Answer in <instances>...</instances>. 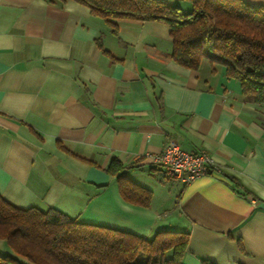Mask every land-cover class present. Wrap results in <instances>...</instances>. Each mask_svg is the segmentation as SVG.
<instances>
[{"label":"crops","instance_id":"crops-1","mask_svg":"<svg viewBox=\"0 0 264 264\" xmlns=\"http://www.w3.org/2000/svg\"><path fill=\"white\" fill-rule=\"evenodd\" d=\"M116 23L73 0H0L1 196L146 238L187 231L183 264H264V103L205 58L170 59L164 23ZM169 140L217 171L167 189L151 159ZM113 158L148 207L121 197Z\"/></svg>","mask_w":264,"mask_h":264},{"label":"trees","instance_id":"trees-1","mask_svg":"<svg viewBox=\"0 0 264 264\" xmlns=\"http://www.w3.org/2000/svg\"><path fill=\"white\" fill-rule=\"evenodd\" d=\"M73 1L113 30L120 18L164 23L172 38L170 59L196 69L205 58L212 71L220 66L227 79L237 81L243 95L264 103V6L246 0H187L190 9L183 12L167 0ZM123 169L117 158L107 167L117 177L121 197L148 207L152 191ZM227 178L237 191L249 194L234 177ZM188 236L187 231L159 230L146 238L73 220L56 208H21L0 194V239L13 251L0 253V264H183Z\"/></svg>","mask_w":264,"mask_h":264},{"label":"built area","instance_id":"built-area-1","mask_svg":"<svg viewBox=\"0 0 264 264\" xmlns=\"http://www.w3.org/2000/svg\"><path fill=\"white\" fill-rule=\"evenodd\" d=\"M151 160L158 165L162 180H175L183 185L218 169L208 153L186 151L174 140H169Z\"/></svg>","mask_w":264,"mask_h":264},{"label":"rangeland","instance_id":"rangeland-1","mask_svg":"<svg viewBox=\"0 0 264 264\" xmlns=\"http://www.w3.org/2000/svg\"><path fill=\"white\" fill-rule=\"evenodd\" d=\"M175 1H178V2L173 3V0H168L169 3H172V4H176V5H178V6L182 9L183 12H187V11H189V9H190V2H189V1H187V0H175ZM179 2H180V3H179ZM181 4H182V5H181ZM204 60H205V59H204ZM157 180H159L160 182H163L164 185H166V188H167V187L171 188V185H172V186H175V184L168 183V180H162V179L160 178V173L157 174ZM172 182H174V181H172ZM174 183H178V181H177V182H174ZM167 189H168V188H167ZM171 189L173 190V188H171ZM163 191H164V190H163Z\"/></svg>","mask_w":264,"mask_h":264}]
</instances>
